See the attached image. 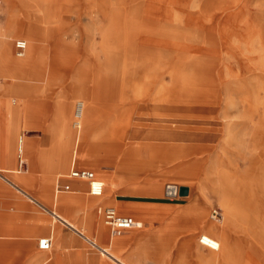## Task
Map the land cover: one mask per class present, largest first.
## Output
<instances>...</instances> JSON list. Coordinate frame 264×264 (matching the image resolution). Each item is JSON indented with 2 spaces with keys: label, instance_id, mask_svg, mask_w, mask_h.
Masks as SVG:
<instances>
[{
  "label": "crops",
  "instance_id": "obj_1",
  "mask_svg": "<svg viewBox=\"0 0 264 264\" xmlns=\"http://www.w3.org/2000/svg\"><path fill=\"white\" fill-rule=\"evenodd\" d=\"M14 4L12 0L6 8L0 5V12H5L4 16L0 14L2 36H7L6 27L13 25L9 20ZM68 34L87 36L79 30L71 34H52L50 36L57 37L53 45H47V38L41 36L42 41L35 42L33 47L37 56L28 61L11 57L9 65L3 64L6 50L4 54V49H0V264H114L99 252L86 250L78 234L86 239L88 227L95 237H100L103 246L112 249L115 244L113 250L127 264H150L154 257L187 253L182 242L175 245L179 239L187 241L190 237L188 232L202 225L198 214L185 212L186 206L191 204L192 199H187L191 188L185 195H166L168 183H184L169 180L163 185L161 177L169 172L168 168L176 169L179 164L163 163L157 168L142 171L126 166L125 157L129 153L135 158L152 160L155 152L173 150L180 145L190 151L204 149L199 140H214L216 133L211 126L202 129L198 123L179 125L182 124L177 111L179 104L165 109L139 99L147 81L142 87L141 84L137 87L132 81L141 80L142 72L144 74L148 67L150 75H155L158 70L155 68L153 71L148 65L151 62L145 63V58H133L128 60V64L135 67L125 69L123 86L126 98H131V107H136L132 110L133 119L127 123L128 151L121 154L119 138L123 135L119 136L118 129L123 130L125 121L117 120V115L111 117L105 123V136L99 132L104 129L95 125L100 108L97 98L107 95H98V80L102 76L108 77L111 90L107 96L115 98L116 74L105 68V59L76 61L68 59L69 55L65 57L74 48L72 39L65 37ZM1 41V46L7 47V38ZM88 45L86 50L95 51L94 42ZM40 53L43 57L38 55ZM133 89L136 90L134 94ZM80 94L87 101V107L81 127L77 128L75 120L71 124L69 118L76 111ZM182 128L195 129L187 139H192V144L182 142ZM84 134L83 144L79 146ZM22 135L23 150L20 151ZM74 166L90 167L99 177L113 182L114 186L106 184L103 194L96 196L90 192L89 180L70 175ZM101 206H114L122 214L134 215L140 224L116 234L109 224L103 222L104 216L98 212ZM52 211L62 214L67 220L72 215L88 227L80 229L79 226L78 231L76 223L64 217L67 223L56 219ZM42 236H52L50 249L40 248L39 238ZM195 249L198 264L210 259L211 251L200 245ZM220 263L219 257L213 258V264Z\"/></svg>",
  "mask_w": 264,
  "mask_h": 264
},
{
  "label": "rangeland",
  "instance_id": "obj_2",
  "mask_svg": "<svg viewBox=\"0 0 264 264\" xmlns=\"http://www.w3.org/2000/svg\"><path fill=\"white\" fill-rule=\"evenodd\" d=\"M49 1V7L54 12H61L63 8L67 9V6L71 9L69 15L62 21L54 20L49 23L61 27V31L54 34L68 32L71 34L76 30L87 33V36L63 35L68 40L72 39L71 43L74 45L65 57L69 55L68 59L76 61L105 59L102 50L103 33L111 29V26L117 27L118 37L122 32L127 33L126 31H129L134 23L132 16L136 12L139 24L145 26L147 31L139 32L140 35H137L134 44L137 48L154 49L158 55L160 54L159 59L152 57L153 59H146L145 62H151L148 65L152 70L156 68L158 73L150 75L151 70H148V67L144 74L142 72L141 80L132 81L137 87L140 84L142 87L147 81L144 93L138 98L147 104L155 103L165 109L175 108L172 104H179L177 111L180 112L182 122L179 125L198 123L200 128L211 126L216 133L214 140H199V145H204V149L201 147L196 151H190L182 145L173 150L155 152L152 160L135 158L131 154L129 156V153L126 155L124 164L142 171L157 168L163 163L184 164L182 170L179 167L168 168L169 172L161 176L163 185L166 181L178 180L191 188V194L187 199L192 200H190L191 204L186 206L185 212L188 214L198 212L200 218L199 220L197 217L198 221L202 222L197 230L188 232L190 237L187 241L179 239L178 244L175 245L178 246L182 242L188 250L187 253L154 257V262L150 264H165L164 260L167 264H198V254L195 249L197 245L211 250L210 259L207 256L208 261L204 264H213V258L221 254H215L212 252V246L200 244L198 241V235L201 232L207 233L209 229L219 241L225 239L227 235L230 237L229 246L232 254H240L242 248L247 253H252L253 256L245 264H264V0H106V7L110 12L108 18L101 16L100 10L95 6L98 4L95 1L93 3V0ZM9 2L12 0H0V5H5L6 8ZM13 2L15 7L9 20L13 25L8 28L6 24L7 36L0 35V49H4V54L6 50L10 58L14 57L20 61L27 58L28 51L24 57L17 56L16 41L20 37L25 38L24 34L27 35L28 32L22 31L14 21L11 23V19L24 21L27 26L28 18L24 12L29 9L26 6L37 3L34 0H13ZM119 10L123 11L122 19H116ZM0 14L4 16L5 12L2 11ZM5 38L9 43L3 48L1 40ZM45 38L47 45H53L54 40L57 39L48 35L43 37ZM41 41L40 39L39 42ZM90 42L96 44L93 52L86 50ZM132 55V58H138L136 52ZM130 61L135 62V60ZM3 64L10 63L4 61ZM129 67L133 69L135 65L126 63L122 66L120 63L117 66L115 98L107 96L111 90L109 83L98 80L100 86L98 95H107L97 98L100 108L96 113L95 125L104 129L105 123L116 115L117 120L125 121L123 130L118 129L119 136L123 135L121 139L119 138L121 154L128 151L127 123L133 119L132 110L136 107L135 105L134 108L131 107V98H126L123 86L125 69ZM191 92L193 96H190ZM81 96L82 94L77 101L83 100ZM74 113L75 110L69 118L71 124L76 121ZM181 130L182 142L188 141L192 144L194 141L187 139L189 133L194 132L195 129ZM99 132H103L104 136L107 135L105 129ZM85 135L79 146L83 144ZM17 154H19L18 145ZM180 154L186 156L174 160L173 163H167L165 160L166 157ZM187 165L190 167L187 168ZM104 180L106 184L114 186L113 182ZM224 193L229 195L240 213L246 214L245 220L237 221L242 231L235 232L231 224L233 220L222 212ZM214 207L222 212L219 219L210 217L211 209ZM94 213H97V210ZM59 215L66 219L62 214ZM91 215L94 217V214ZM69 217L66 220L76 223L78 231H80L79 226L80 229L88 227L75 220L72 215ZM203 236L206 241L205 234ZM78 237L81 238L86 250L99 252L114 264H127L126 260L113 250L115 244L112 249L103 246L100 237H95L90 227L87 228L85 237L109 249V253L118 261L113 260L108 254H103L102 250L92 245L93 243L87 241L81 234H78ZM230 263L234 264L232 261ZM220 264L225 263L221 261Z\"/></svg>",
  "mask_w": 264,
  "mask_h": 264
},
{
  "label": "bare ground",
  "instance_id": "obj_3",
  "mask_svg": "<svg viewBox=\"0 0 264 264\" xmlns=\"http://www.w3.org/2000/svg\"><path fill=\"white\" fill-rule=\"evenodd\" d=\"M34 1H35V3H37V5H35L33 3L30 4L28 7H26L29 10L24 12L25 16L28 18L27 19L28 24L26 23L27 26L25 25L24 21L15 20V18L11 19V23L14 21L22 31L28 32L27 35L24 34V37L27 38L29 41V45L27 47L28 50L26 49V51L24 52L23 55H19L18 53L16 54L19 57L20 56L24 57V56H26V52L28 51L27 58H25L23 61H28V59L32 60L35 56H37V51L33 47H34V43L39 41L41 36L46 37L47 35L50 36L57 31H61L60 30L61 27L57 26V24L55 25V24H49V23L53 22L54 20H57L58 22L62 21L65 18V16H68L69 13L71 12V9L68 8V6L66 7L67 9L63 8V10L61 12H54V10L49 7V4H50L49 0H34ZM94 1L98 4L95 6L98 7V9L100 10L101 16L108 18L110 15V12L108 11V9L106 7L107 1L106 0H104V1L103 0H93V3H94ZM53 13H56V14L54 15ZM122 13H123V11L119 10V12H117L116 19H119V18L122 19V16H123ZM135 13L132 16L134 23L131 25L130 30L126 31L127 33L122 32L123 35L120 34V36L118 37L117 36L118 32L116 30L117 27L115 28V27L111 26V29H108L107 31H105L102 35V38H103V41H102L103 49L102 50H103L104 55H105V63L104 62L103 63H104L105 68H107L110 73L116 74L118 72L117 66H119L120 63L122 64V66L124 64L128 63L129 59H133L132 54H134L135 52L138 54V58H145V60H146V59L153 57V58L159 59L160 54L158 55L154 49H146V48L140 49V48H137L136 44H134V41L136 40L137 35L138 34L140 35L141 32L147 31V28L145 26H142L141 24H139V20L137 18L138 16H136ZM130 42H132V43L128 44ZM133 44L135 46H133ZM138 44L140 45V43H138ZM129 45H131V46L129 47ZM38 55H40V57H43L41 53ZM3 60H5V62L8 63L11 61V58L9 57V55H5ZM106 78H108V77L102 76L99 79H101L103 82L107 83L108 79H106ZM85 87H86V85L83 83V88H85ZM190 96H193L192 92L190 93ZM195 96H196V94H195ZM81 102H82V105L80 107L81 108V114L79 116H77V111H75V115H76L75 116L76 117L75 123L81 122V120L85 117L84 114L86 112L87 101H85L83 99ZM160 103H161V101H160ZM179 107H180V105H179ZM76 110H77V108H76ZM191 126L192 125H188V127H191ZM77 128H78V126H77ZM74 129L76 130L75 125H74ZM202 129H204V127H202ZM22 137H23L22 141H21V139H19V143L20 142L23 143L24 135H22ZM185 156H186V154L174 155L173 157L172 156L166 157L165 160L167 161V163H170V162L173 163L174 160H179L180 158L185 157ZM183 165L184 164L180 163L176 167H179V169L182 170ZM186 167L188 168V167H190V165H187ZM184 171H186V170H184ZM223 198L225 200L224 203L222 204L223 214L225 212L227 214L228 218L233 220L231 224L233 225L235 232L242 231L243 229H241V227L239 228V225H237V221L245 220L246 214H244V213L242 214L239 212V208L237 207L236 204H234L232 202L229 195L224 193ZM197 214H198V212H197ZM241 214H242V216H241ZM197 217L199 218V216H197ZM199 220H200V218H199ZM248 222H249V220H248ZM230 236H233V235H230ZM205 238H206V241L208 242L207 245L213 247V248L211 247L212 252H215V254L216 253L221 254V256H216V257H219L221 259L220 261H223L225 264H231L230 263L231 261L234 264H245L246 261H248L253 256L252 253H249V252L247 253L244 248H242V252L241 251L239 252L240 254H238V255L232 254L231 253V246H229V243H230L229 238L230 237H228V235H227V237H225V239H221L219 241L216 239V236L214 235L212 230L209 229V231H207V233L205 234ZM86 239H88V238H86ZM91 243H93V242H91ZM104 254H108V256H111V258L113 257V260L118 261L109 252H104ZM245 259H247V260H245Z\"/></svg>",
  "mask_w": 264,
  "mask_h": 264
},
{
  "label": "built area",
  "instance_id": "obj_4",
  "mask_svg": "<svg viewBox=\"0 0 264 264\" xmlns=\"http://www.w3.org/2000/svg\"><path fill=\"white\" fill-rule=\"evenodd\" d=\"M29 45V41L26 38H18L16 41V47H17V53L19 55H23L26 51L27 47ZM81 101H77L76 108H77V116L81 114ZM76 126L79 128L80 122L75 123ZM22 136H20V139L22 141ZM20 151L23 150V145L20 142ZM71 176L78 177L81 179L89 180L90 184V192L94 195H101L103 194L106 182L103 178L99 177L96 173V171L90 167H79L74 166L73 169L70 172ZM67 189H69V186H66ZM211 218L219 219L220 210L217 208L211 209ZM98 212L103 214L105 223L109 224L112 232L116 234H122L125 229L132 228L135 226H138L140 222L137 220V218L134 215L131 214H122L120 213L116 207L114 206H106V207H99ZM52 214L55 216L56 219L62 220L67 223V221L59 214H57L55 211H52ZM203 233H200L198 235V239L201 241V244L206 245L208 242L204 240ZM199 241V242H200ZM95 246H97L102 252H109V249H105L102 246H99L96 242L93 243ZM53 245V238L52 236H42L39 238V246L42 249H50Z\"/></svg>",
  "mask_w": 264,
  "mask_h": 264
},
{
  "label": "water",
  "instance_id": "obj_5",
  "mask_svg": "<svg viewBox=\"0 0 264 264\" xmlns=\"http://www.w3.org/2000/svg\"><path fill=\"white\" fill-rule=\"evenodd\" d=\"M166 195L177 196L178 194L185 195L188 193V186L179 185L178 183H168L165 190Z\"/></svg>",
  "mask_w": 264,
  "mask_h": 264
}]
</instances>
